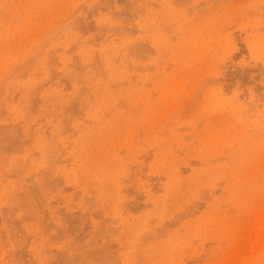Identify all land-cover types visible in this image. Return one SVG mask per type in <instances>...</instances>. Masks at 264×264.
Here are the masks:
<instances>
[{
	"label": "rangeland",
	"instance_id": "374dc122",
	"mask_svg": "<svg viewBox=\"0 0 264 264\" xmlns=\"http://www.w3.org/2000/svg\"><path fill=\"white\" fill-rule=\"evenodd\" d=\"M0 264H264V0H0Z\"/></svg>",
	"mask_w": 264,
	"mask_h": 264
}]
</instances>
